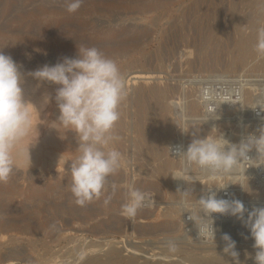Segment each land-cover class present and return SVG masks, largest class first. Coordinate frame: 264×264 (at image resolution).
<instances>
[{
    "label": "rangeland",
    "instance_id": "rangeland-1",
    "mask_svg": "<svg viewBox=\"0 0 264 264\" xmlns=\"http://www.w3.org/2000/svg\"><path fill=\"white\" fill-rule=\"evenodd\" d=\"M92 5L101 6V10H93ZM80 8L79 13H69L65 0H0V50L21 66L23 87L33 83L35 79L28 73L47 59L46 54L53 53L48 48L56 46L58 36L65 40L80 37L114 59L130 84L119 107L123 125L114 129L119 139L108 146L121 153V166L109 177L107 190L99 199L77 205L70 190L71 163L80 153L78 146L72 145L76 134L62 125L60 132L69 140L62 138L47 149L57 160L38 159L27 165L15 162L9 180L0 182V218L16 227L0 232V255L16 251L14 264H68L83 250L86 257H103L114 248L124 258L133 254L136 264L145 260L186 264L185 259L192 254L188 250L194 247H220L219 253L229 257L223 253L222 236L226 233L236 241L243 264H254L245 257V252L254 255V241L234 216L213 213L215 244L211 239L206 242L198 238L188 213L180 214L175 224L165 225L170 222V213L178 210V188H192L193 201L213 187L218 199H239L249 210L264 207V165L248 168L246 176H225L216 181L194 166L190 177L194 184H188L173 179L171 174L180 172L183 165L170 149H186L194 138L219 134L238 144L249 134L258 135V129L264 127V57L254 49L257 30L264 27V0H83ZM241 37L250 42L242 62L238 47ZM37 41L44 42L47 50H40ZM137 75L141 79H136ZM154 85L162 92L152 96L149 89ZM250 87L254 89L252 96ZM137 88L147 103L158 106L151 125L159 115L170 125L165 135L166 157L172 158L169 169L161 167L165 157L154 155L138 135ZM34 122L33 118L28 136L34 133ZM249 155L256 158L255 150ZM229 183H240L243 188ZM227 184L226 189L215 188ZM130 188L150 199V206L139 209L134 217L122 213ZM25 224L41 230L35 234L17 230Z\"/></svg>",
    "mask_w": 264,
    "mask_h": 264
},
{
    "label": "clouds",
    "instance_id": "clouds-1",
    "mask_svg": "<svg viewBox=\"0 0 264 264\" xmlns=\"http://www.w3.org/2000/svg\"><path fill=\"white\" fill-rule=\"evenodd\" d=\"M65 3L66 10L75 13L83 0H65ZM254 49L264 57V27L257 30ZM20 68L10 55L0 50V182H7L13 173V151L29 135L33 112L42 111L53 100L50 94H44L43 109L27 100ZM28 75L41 83L57 86L54 96L60 113L57 120L76 134V149L80 154L71 163L70 189L75 203L85 206L99 199L107 190L109 177L121 166V153L108 147L119 139L114 129L120 119V104L128 95L126 80L117 62L96 47L80 46L76 57L65 56L55 65L45 64ZM258 133L247 135L238 144L219 134L194 138L186 149L183 146L170 148L183 165L180 172L171 174L173 179L193 183L190 177L194 166L206 171L213 181L225 176H246L248 168L264 165V127L258 129ZM29 147L25 152L31 161ZM253 149L256 158L249 155ZM252 161L255 163H250ZM229 184L243 188L240 183ZM229 184L215 188L226 189ZM112 187L114 190L115 185ZM212 188L194 201L190 199L192 188L183 191L178 188L180 200L175 207L181 216L188 213L187 219L194 222L198 238L211 239L214 244L213 213L229 214L241 220L254 241V255L245 252L246 259L264 264V207L253 206L249 210L239 199H218ZM128 195V202L122 206L125 216L134 217L140 208L150 206V199L141 191L130 188ZM222 240L225 242L223 253L231 257L232 264H243L236 241L229 234H224Z\"/></svg>",
    "mask_w": 264,
    "mask_h": 264
},
{
    "label": "bare ground",
    "instance_id": "bare-ground-1",
    "mask_svg": "<svg viewBox=\"0 0 264 264\" xmlns=\"http://www.w3.org/2000/svg\"><path fill=\"white\" fill-rule=\"evenodd\" d=\"M47 7V6H46ZM90 7V6H89ZM93 10H101V6L98 5H92L91 6ZM45 8V7H43ZM57 9V8H56ZM63 9V8H62ZM81 9V8H79ZM78 9V11H79ZM83 9V8H82ZM50 10V8H49ZM48 10V11H49ZM53 10V8H52ZM38 11V10H37ZM57 11V10H56ZM65 11V9H64ZM78 11H76L77 13H79ZM82 11V10H81ZM89 11V9L87 10ZM40 12V11H39ZM93 12V11H92ZM38 14V12H37ZM44 15V14H43ZM39 16V15H38ZM41 18V16H40ZM54 19V18H53ZM53 23V22H52ZM57 23V22H56ZM42 25V24H41ZM45 25V24H44ZM64 26V25H63ZM61 26V27H63ZM41 29V28H40ZM50 29L52 30L53 28L50 27ZM49 29V30H50ZM60 29V27H59ZM62 29V28H61ZM43 30V29H42ZM54 30V29H53ZM59 31V30H58ZM75 31V30H74ZM77 31V30H76ZM45 32V31H44ZM61 31L58 32V34ZM63 32V31H62ZM66 32V30H65ZM67 32H69L67 30ZM48 33V32H47ZM45 33V34H47ZM52 32H50L49 34H51ZM57 33V30H56ZM76 33V32H75ZM55 34V33H54ZM76 35V34H75ZM43 37V35H41ZM39 36V37H41ZM50 36V35H49ZM48 36V37H49ZM47 37V35L45 36ZM51 37V36H50ZM57 37V36H56ZM70 37V36H69ZM252 37V36H251ZM44 38V37H43ZM53 38V36H52ZM63 38V36H62ZM66 38V37H65ZM39 39V38H38ZM49 39V38H48ZM50 41V40H49ZM53 41V40H52ZM85 41V40H84ZM124 41V40H123ZM127 41V40H125ZM46 42V41H45ZM56 46H52L51 49L48 48V50L52 51L53 53L51 54H46L48 55L46 58V60H43V63H38L37 65V69L42 67L45 64L51 65L57 61L58 58H63L65 56L67 57H76L78 55V47L80 46H85V47H94V43H89V42H83L79 39H73L72 40L69 39H61L59 36L56 38ZM110 42V41H108ZM118 42V41H117ZM38 43V48L40 50L46 49L47 47L44 45V42L42 41H37ZM48 43V42H47ZM111 43V42H110ZM113 43V42H112ZM111 43V44H112ZM116 43V42H115ZM114 43V45H115ZM249 38H245V37H241L238 41V47L240 49V61H244L246 58V54L249 53L250 51V44H249ZM252 44V43H251ZM108 45V43H107ZM126 45V44H125ZM103 46V45H102ZM101 46V47H102ZM105 46V45H104ZM117 46V44H116ZM96 47V46H95ZM111 47V46H110ZM115 47V46H114ZM120 47H125L120 46ZM97 48V47H96ZM119 48V47H118ZM47 50V49H46ZM100 50V49H99ZM41 53V52H40ZM43 56V53H42ZM40 57V56H39ZM49 57V58H48ZM247 57V56H246ZM41 59V58H40ZM42 62V61H39ZM55 65V64H54ZM26 74V73H25ZM133 74V73H132ZM127 75V74H126ZM130 75V74H129ZM141 75V73H140ZM137 75L135 78L136 79H141L142 76ZM128 76V75H127ZM130 78V77H129ZM136 83L139 80H135ZM129 80L126 81V85H130ZM132 84V83H131ZM134 85V84H132ZM56 85H52V84H48V83H41L37 80H34L33 83L31 84H27L26 87H24V94H25V98L33 103H35L38 107H40L41 109H43V96L44 94L48 93L53 97V100L51 101L50 104H48L42 111H35L33 112V118L35 120L34 122V133L31 136H27L24 138V140H22L20 142V144L17 146L16 149H14L13 151V156H14V160L15 162L19 163V164H33L35 161H37L38 159H43V160H47L48 158L53 159V160H57L56 155H53V153H51L49 150V148H51L52 146H56L59 144L60 141H62V138H65L64 140H69V137H65L64 134H62V132H60V129L62 128V124L57 120L58 116H59V110L56 106L55 100H54V96H55V89H56ZM172 89L169 88V90ZM150 95L154 96L157 94H160L162 92L161 88L154 86H150ZM168 90V89H167ZM168 90V92H169ZM175 90V88L173 89ZM173 90L171 92H173ZM177 90V89H176ZM253 87L249 88V92L250 95L252 96L253 93ZM175 93L177 91H174ZM199 94V93H198ZM136 100H137V105H136V113L138 114L139 120L140 121L138 123V127H137V132L138 135L141 139H143V141H145V143H147V145L149 147H151V151L153 152L154 155L157 156H164L165 158L161 161V167L163 169H169L171 167V162H172V158H170L169 156L166 157V154L168 152V149L166 151V141H165V135L167 132L170 131V125L168 123L167 120L164 119V117H159L157 116L156 118V124L153 126L151 125V119L152 116L157 113L158 106L153 103L151 105V103H147L145 96L142 95L141 90H139L137 88L136 91ZM174 97V96H173ZM147 98V97H146ZM158 98V97H156ZM155 98V99H156ZM166 98V97H165ZM236 98V97H235ZM246 99V98H245ZM236 101V100H235ZM158 104V102H157ZM161 104V103H160ZM166 105V104H165ZM170 105V104H169ZM173 105V104H172ZM243 105V103H242ZM173 107V106H172ZM231 108V107H230ZM168 109V108H167ZM174 109V108H173ZM161 110V109H160ZM230 110V109H229ZM159 113V112H158ZM161 113V112H160ZM162 114V113H161ZM177 114V113H176ZM165 115V114H164ZM167 116V115H166ZM233 117V116H232ZM197 118V117H196ZM158 119V120H157ZM137 121V122H138ZM194 121V120H193ZM150 122V123H149ZM123 124H121V120L119 119V121L117 122L116 126H120L122 127ZM116 133V132H115ZM169 134V133H168ZM198 136V134H197ZM168 138V137H167ZM35 144V145H34ZM72 145L74 146H78L77 143V139L72 142ZM30 146V147H29ZM29 147V151H30V157H31V161L27 158L25 149ZM150 155V154H149ZM55 156V157H53ZM65 158V157H64ZM66 159V158H65ZM245 182V181H244ZM209 183V182H208ZM194 184V183H193ZM177 185V183H176ZM178 188V187H177ZM9 199V198H8ZM33 202V201H32ZM47 202V201H46ZM49 203V202H48ZM65 205V204H64ZM107 206L109 205V203L107 202L106 204ZM109 207V206H108ZM89 208V207H88ZM115 208V207H114ZM141 209V208H140ZM163 210V209H162ZM164 211V210H163ZM213 215V214H212ZM170 222H167L165 227H168V223L170 224H175L176 223V218L180 216V213L177 211H175L172 215V212L170 213ZM215 217H217L215 215ZM215 218H213L214 220ZM218 219V218H217ZM216 219V220H217ZM232 219V218H230ZM227 220V219H226ZM232 223V222H231ZM227 224V223H226ZM50 226L52 227V225L50 224ZM44 227V226H43ZM112 227V226H111ZM230 227V226H229ZM12 228H16L15 226L13 227V224L7 223L2 221V219L0 218V232H7L8 230L12 229ZM18 231L24 232V233H29V234H35L38 231L40 232L41 227H35L31 224H25L22 225L20 227L17 228ZM47 230V229H46ZM217 230V229H216ZM220 230V229H219ZM243 231V230H242ZM222 232V231H221ZM220 232V233H221ZM223 233V232H222ZM221 233V234H222ZM225 233V232H224ZM226 234V233H225ZM14 235V234H13ZM135 235V234H134ZM250 235V234H249ZM17 236V235H16ZM131 236V235H130ZM248 237V236H247ZM221 238V237H220ZM250 238V236H249ZM237 239V238H236ZM252 239V238H251ZM39 240V239H38ZM30 241V240H29ZM221 241V240H220ZM207 242V241H206ZM205 243V242H204ZM220 243V242H219ZM114 245V244H113ZM104 247V246H103ZM112 247V246H111ZM95 248V246H94ZM220 247H214V248H208V249H204V248H200V247H194L192 249H189L188 251L192 252V254L187 257V259H185L186 261H188V263L186 264H232L230 262V258L223 256L222 254L219 253L218 249ZM102 249V248H101ZM100 250V249H99ZM131 250V249H130ZM129 250V251H130ZM135 250V249H134ZM158 251V250H157ZM95 252V251H92ZM103 252V251H102ZM120 252V251H119ZM119 252L114 249V248H109L108 251L106 253H104L105 255L100 256H88L86 257V252L85 250H83L82 252H80L77 256H73L72 259L68 262V264H136L137 260L136 257L132 254L128 257H121ZM81 253H83L82 255H80ZM201 253H204L203 255ZM210 253H212L213 255L210 257ZM165 255V253H163ZM189 254V253H188ZM23 255V254H22ZM138 255V254H137ZM18 256V253L14 250H10L9 252H7L5 255H0V261H8V264H14L15 260ZM141 256V255H140ZM156 256V255H155ZM168 256V255H166ZM153 257V256H152ZM173 257V256H172ZM138 258V257H137ZM169 258V257H168ZM186 258V257H185ZM43 259V258H42ZM145 260V259H144ZM183 260V259H182ZM14 261V262H13ZM162 261V260H161ZM164 261V260H163ZM144 264H168V263H163L160 261H156V262H150L148 260L144 261ZM177 262V261H175ZM170 263V264H176V263ZM181 262V261H180ZM177 263V264H184V262L182 261L181 263ZM141 263V262H140Z\"/></svg>",
    "mask_w": 264,
    "mask_h": 264
},
{
    "label": "built area",
    "instance_id": "built-area-1",
    "mask_svg": "<svg viewBox=\"0 0 264 264\" xmlns=\"http://www.w3.org/2000/svg\"><path fill=\"white\" fill-rule=\"evenodd\" d=\"M212 88V87H211ZM225 87H223V89H224ZM213 89V88H212ZM218 90H219V88H218ZM222 92H225V91H222Z\"/></svg>",
    "mask_w": 264,
    "mask_h": 264
}]
</instances>
